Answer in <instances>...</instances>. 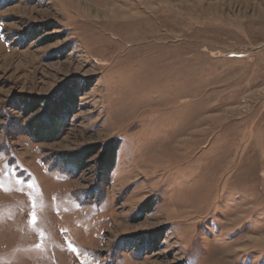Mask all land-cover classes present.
<instances>
[{
    "label": "rangeland",
    "instance_id": "1",
    "mask_svg": "<svg viewBox=\"0 0 264 264\" xmlns=\"http://www.w3.org/2000/svg\"><path fill=\"white\" fill-rule=\"evenodd\" d=\"M0 264H264V0H0Z\"/></svg>",
    "mask_w": 264,
    "mask_h": 264
},
{
    "label": "trees",
    "instance_id": "2",
    "mask_svg": "<svg viewBox=\"0 0 264 264\" xmlns=\"http://www.w3.org/2000/svg\"><path fill=\"white\" fill-rule=\"evenodd\" d=\"M65 96L63 105L52 98L32 97L23 103V114L25 117L35 115L27 125V132L38 142H51L58 138L63 127L65 117L75 111L76 101ZM62 102V103H63ZM40 111V112H39ZM39 113V114H38ZM116 146L112 147L108 152L100 158L99 165L103 172L112 169L115 161ZM98 153V150L85 149L78 153L69 154L68 164L83 170L86 162L92 156Z\"/></svg>",
    "mask_w": 264,
    "mask_h": 264
},
{
    "label": "snow or ice",
    "instance_id": "3",
    "mask_svg": "<svg viewBox=\"0 0 264 264\" xmlns=\"http://www.w3.org/2000/svg\"><path fill=\"white\" fill-rule=\"evenodd\" d=\"M32 219H33V222H35V216L34 215H33V218Z\"/></svg>",
    "mask_w": 264,
    "mask_h": 264
}]
</instances>
